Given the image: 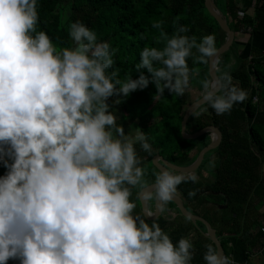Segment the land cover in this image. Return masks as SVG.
I'll list each match as a JSON object with an SVG mask.
<instances>
[{
  "label": "clouds",
  "instance_id": "obj_1",
  "mask_svg": "<svg viewBox=\"0 0 264 264\" xmlns=\"http://www.w3.org/2000/svg\"><path fill=\"white\" fill-rule=\"evenodd\" d=\"M38 3L0 0V164L7 169L0 175V264H192L191 239L174 244L157 221L135 211L132 197L136 189L163 213L178 185L197 183L198 174L163 167L149 184L137 149L153 152L148 135L139 127L126 132L108 98L118 104L117 94L144 89L150 79L156 99L165 89L183 96L198 75L188 59L211 60L220 74L199 81L202 100L192 115L207 112L202 105L230 112L248 93L219 68L215 34L198 39L179 25L169 35L163 20L154 21L163 47H144L135 65L151 77L141 71L121 80L118 50L80 20L68 25L73 46L57 50L37 30ZM206 249L205 264H235L212 244Z\"/></svg>",
  "mask_w": 264,
  "mask_h": 264
},
{
  "label": "trees",
  "instance_id": "obj_2",
  "mask_svg": "<svg viewBox=\"0 0 264 264\" xmlns=\"http://www.w3.org/2000/svg\"><path fill=\"white\" fill-rule=\"evenodd\" d=\"M213 2L234 34L264 30V3L256 4L252 18L238 15V0ZM37 10V30L45 31L57 50L73 46L68 25L76 20L94 30L98 41H109L118 50L114 58L121 80L127 74H131L133 79L138 78L141 71L151 77L146 69H136L135 65L144 47H163L164 42L157 39L160 29L152 26L154 21L163 20L162 27L169 35L174 34L179 25L187 27L188 31L184 34L195 35L198 39L213 33L217 49L226 37L206 10L204 0H39ZM250 55L248 58L242 54L234 35L230 48L218 57L221 71H229L232 83L245 89L248 97L234 104L230 112L220 115L210 106L202 105L208 111L188 119L186 127L189 124L192 131L215 126L220 130L222 139L193 170L198 174L199 181L182 182L178 190L184 199V207L202 216L216 230L225 255H231L239 264H264V55L255 53L252 47ZM188 63L198 75L194 76L190 90L183 96H176L165 89L164 97L156 99V87L151 79L146 88L132 91L126 97L117 94L121 97L117 118L124 130L132 133L135 127L142 128L152 144L151 154L140 150L137 145L143 166L149 164L152 169L146 172L149 184L155 175L153 156L159 154L175 165L185 166L210 140L208 133L203 134L194 139V148V145H187L180 133L182 116L192 102L191 93L197 95L195 100L200 98L202 86L199 81L211 79L208 64L194 63L192 58L188 59ZM219 74L216 71V75ZM255 96L257 101L253 102ZM215 153V167L209 169L204 159L209 163L210 156ZM6 171L0 164V175ZM193 189L196 190L195 196H189ZM139 196L140 193L133 189L132 198L138 203L135 211L142 214ZM145 218L149 224L157 221L174 244L181 237L191 239L194 245L192 264H205L206 245L215 247L204 236L205 226L201 222L194 225L183 215L171 221L161 215L154 219ZM7 264H20V261L9 259Z\"/></svg>",
  "mask_w": 264,
  "mask_h": 264
},
{
  "label": "water",
  "instance_id": "obj_3",
  "mask_svg": "<svg viewBox=\"0 0 264 264\" xmlns=\"http://www.w3.org/2000/svg\"><path fill=\"white\" fill-rule=\"evenodd\" d=\"M204 5L206 10L209 12V14L217 21L219 27L225 32L226 37L224 43L217 49L216 57L218 58L221 54L226 52L230 46L232 45L234 41V31L228 26L224 16L221 14V12L217 9L215 3L213 0H204ZM208 71H209V76L211 79H216V66H214L210 60L208 63ZM202 100V95L200 98L192 101L188 107L186 108L182 120H181V136L184 139H196L199 136L203 134H209L210 140L209 143L201 148L199 153L197 154L196 158L190 163L185 166H179L175 165L166 159H164L161 155L156 154L152 158V164L160 171L161 168L163 167H168L170 169H175L178 172H189L195 170L198 165L201 163V161L204 158V155L212 150L215 149L221 142L222 135L220 130L215 127V126H206L204 128H201L197 131H192L188 132L186 130V124L188 119L192 116V110L195 104L199 103ZM154 182V180H153ZM140 202H141V207H142V212L143 214L149 218V219H154L158 216L159 214V208L157 205L155 206V212L154 214L152 213L151 216L147 215L149 212L148 209L146 208V201L142 198V195L140 194ZM173 204L175 205L176 210H178L181 215H183L185 218H188L194 225L197 224V222H201L205 226V232H203L204 236L209 238L211 242L215 245V247L222 253L223 252V247L221 244L220 239L216 235V230L211 226V224L204 219L202 216L199 214H196L194 212H191L187 210L184 205L182 204V201L180 200L179 196L176 195L174 199L172 200Z\"/></svg>",
  "mask_w": 264,
  "mask_h": 264
},
{
  "label": "crops",
  "instance_id": "obj_4",
  "mask_svg": "<svg viewBox=\"0 0 264 264\" xmlns=\"http://www.w3.org/2000/svg\"><path fill=\"white\" fill-rule=\"evenodd\" d=\"M257 3H264V0H238V7L245 15L253 18ZM235 41L239 50L242 51V54L247 55L248 58L251 56V47L255 50V53H264V30L254 31L251 34L248 30L236 32Z\"/></svg>",
  "mask_w": 264,
  "mask_h": 264
},
{
  "label": "rangeland",
  "instance_id": "obj_5",
  "mask_svg": "<svg viewBox=\"0 0 264 264\" xmlns=\"http://www.w3.org/2000/svg\"><path fill=\"white\" fill-rule=\"evenodd\" d=\"M196 96H197L196 94L191 93L190 101H194L195 98H196ZM115 99H116L115 97H109V98H108V102H109L110 104H112V107L115 109V113H114V114L117 116V114L119 113L118 104H113V103H112ZM192 122H193V121H192ZM186 130H187L188 132H192V127L189 126V124H188V126L186 127ZM133 132H134V131H133ZM133 132H132V133H133ZM129 134H131V133H129ZM185 140H186L185 142H187V145H190V144H191V145H194V148H195L196 143H194V139H185ZM209 153H210V151H208V152L204 155V157H207ZM216 157H217V154H216V153L211 155V159H216ZM204 160H205V165H209V163L206 162L207 159H204ZM145 168H146V172H148L149 170H152L149 164H146ZM148 169H149V170H148ZM157 172H158V171H157V168H155V170H154V174L157 173ZM262 172H263V174H264V164L262 165ZM154 176H155V175H154ZM209 178H210V177H209ZM154 202H155V201L153 200V203H154ZM168 207H174V206L169 202ZM188 207H190V205H188ZM151 209H152V208H151ZM217 211L220 212L219 209H217ZM179 217L182 218V215H179ZM251 232H252V231H251Z\"/></svg>",
  "mask_w": 264,
  "mask_h": 264
},
{
  "label": "flooded vegetation",
  "instance_id": "obj_6",
  "mask_svg": "<svg viewBox=\"0 0 264 264\" xmlns=\"http://www.w3.org/2000/svg\"><path fill=\"white\" fill-rule=\"evenodd\" d=\"M211 157V156H210ZM156 168V167H155ZM157 171H159L158 169H157ZM151 184V183H150ZM178 196H179V198H180V200L182 201V204L184 205V199H183V197L181 196V193L179 192V194H178ZM139 200H140V196H139ZM140 204H141V202H140ZM173 204V203H172ZM155 206H156V202H154L153 203V201H151V202H148V201H146V208L148 209V211H151L153 214H154V212H155ZM173 206L174 207H167V210L165 211V212H163V213H161L160 211H159V214H158V216L157 217H159L160 215L162 216V217H165L166 219H168L169 221H171V220H173V219H177L178 217H179V212L177 213V211H176V209H175V205L173 204ZM141 208V210H142V207H140ZM152 208V209H151ZM142 214H143V212H142ZM144 215V214H143ZM145 216V215H144ZM156 217V218H157Z\"/></svg>",
  "mask_w": 264,
  "mask_h": 264
},
{
  "label": "built area",
  "instance_id": "obj_7",
  "mask_svg": "<svg viewBox=\"0 0 264 264\" xmlns=\"http://www.w3.org/2000/svg\"><path fill=\"white\" fill-rule=\"evenodd\" d=\"M238 13V15L240 16V17H242V16H244L245 14H244V12H242V11H238L237 12ZM263 55H264V53H262ZM255 101H257V97L255 96V97H253V102H255ZM229 257H231L232 258V256L230 255ZM233 259V258H232ZM234 260V259H233ZM234 262H235V264H239L238 262H236L235 260H234Z\"/></svg>",
  "mask_w": 264,
  "mask_h": 264
}]
</instances>
